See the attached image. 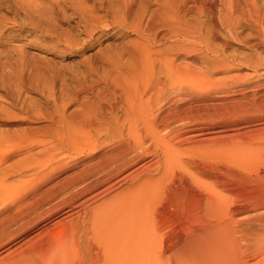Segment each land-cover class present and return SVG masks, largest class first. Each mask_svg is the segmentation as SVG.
<instances>
[{"label": "rangeland", "instance_id": "obj_1", "mask_svg": "<svg viewBox=\"0 0 264 264\" xmlns=\"http://www.w3.org/2000/svg\"><path fill=\"white\" fill-rule=\"evenodd\" d=\"M255 1L264 8V0ZM157 6V0H0V80L3 82L0 108L3 112H11L8 121H0V138L8 130L16 132L21 125L29 124L38 129L32 136L33 144L28 152L19 151L9 161L0 164V182L16 189L11 199L0 202V219L9 200L18 203L12 214H25L13 227H19L18 235L0 247V260L10 252L12 255L23 253L31 263L42 264L43 255L55 246L70 245L86 222L93 224L94 218L103 210L124 199L142 179L147 183L148 177L159 181L154 184L157 190L154 210L161 205L165 207L169 197H175L181 203H191L198 194V183L220 185L221 193L228 200L233 196L253 195L251 189L255 185L250 180V183L247 179L246 182L244 176H264V28L251 26L248 21H242L235 28V34L224 28L223 36L229 41L226 47L221 41L211 39L212 44L220 49L221 57L225 58L224 65L209 66L211 76L217 80L215 82L225 84L227 81L225 85L229 84L230 90L209 89L210 92H204L203 99L196 96L181 105L183 108H201L199 114L205 116L208 127L219 128L222 130L219 134L223 136V142L219 143L199 144L192 139L183 143L172 141L182 150L181 158L188 172L178 171L177 174L176 171L160 178L165 164L161 155L162 144L158 141L157 144L147 143L130 155L135 160L128 169L102 184L95 185L97 176H93L88 181L95 188L80 194L85 174L117 153L121 148L120 140L107 138L103 133L94 145L85 143L84 148L75 146V149L66 145L54 147L55 143L51 145L50 138L45 136L47 133L42 127L49 124L59 127L51 119H63L66 125L85 120L89 115L102 116L99 119L103 124L105 120H113V109V114L110 111L115 99L112 94L100 95L99 90L110 77H121L129 71L130 52L139 51L148 65L156 58L158 71L166 70L164 62L161 63L163 57L179 56L178 41L170 38L154 44L156 33L144 32L147 18ZM224 10V19L232 22L230 9ZM261 39L263 42L259 43ZM13 98L18 99L16 107L10 106ZM244 107H249L250 113L248 110L243 112ZM194 119L192 125L195 127L198 120ZM154 128L158 135L166 134L159 126ZM179 128L183 130L184 126ZM25 154L31 156L29 161L25 160ZM15 161L18 169L7 171V166ZM159 167L160 171L157 170ZM219 169L223 171L220 183L216 179ZM137 176L139 180L134 178ZM74 194L77 197L70 201ZM191 198L190 202L188 199ZM249 212L234 217L242 220L258 211ZM152 213L155 215L154 211ZM249 224L244 222L236 228L249 230L254 227L253 223ZM233 235L239 238V233ZM253 261L249 260L250 263Z\"/></svg>", "mask_w": 264, "mask_h": 264}, {"label": "bare ground", "instance_id": "obj_2", "mask_svg": "<svg viewBox=\"0 0 264 264\" xmlns=\"http://www.w3.org/2000/svg\"><path fill=\"white\" fill-rule=\"evenodd\" d=\"M157 1L158 6L150 14L148 13L144 32L156 33L154 44L163 43L170 38L178 41L179 56L163 57L161 63L164 62L166 70L158 71L156 58L152 57L151 64L148 65V61L143 60V54H139V51L130 52L129 71L121 74V77L113 76L110 77L113 79L105 80V86L99 90L100 95L112 94L115 99L114 106H110V112L112 113L113 109L115 114L112 113L113 120H105L103 124L99 119L102 116L86 114L88 117L85 120L69 122L67 125L63 119H51L61 128L52 124L42 127L45 128L47 133L45 136L50 138L51 145L55 143L54 147L66 145L84 148L85 143L94 145L103 133L107 138L120 140L121 148L117 153L104 164L93 166L85 174L80 194L95 188L94 186L99 182L102 184L110 181L126 168L128 169L135 160V157L130 155L143 144H157V141L162 144L161 155L165 158V164L160 178L163 179L176 171L177 174L178 171H189L181 158L182 150L172 141L181 143L192 139L199 144L223 142V136L219 134L222 130L208 127L209 123L205 120V116L199 114L200 107V109H194L192 106L183 108L181 105L196 96L203 99L204 92L209 89L230 90V85H225L227 81L224 82L225 84L215 82L217 80L211 76L212 71L209 66L213 68L217 64L225 63L220 49L211 41L217 39L224 46L228 45L229 41L223 36L224 28L230 34L234 33L235 28L240 26L242 21H248L251 26L263 29L264 8L255 0ZM145 6L148 12V3ZM225 8L230 9L232 22L224 19ZM262 42L263 40L259 43ZM260 45L262 47V44ZM257 63L255 64L259 65V62ZM2 87L3 82L0 80V89ZM17 105L18 99L13 98L10 106ZM244 108L243 112L249 109V107ZM248 111L247 113H250V110ZM9 113L3 112L0 108V121H8L11 118ZM47 113L46 117H49ZM196 117L198 119H194ZM192 119L198 120L199 127L192 125ZM156 125L165 131L164 136L160 133L158 135V131H155ZM181 125L184 126L183 130L179 128ZM15 130L16 132L8 130L9 132L0 138V164L9 161L19 151H27L33 144L32 136L38 132V129L29 124L21 125ZM30 157L29 154H25L26 161H29ZM245 166L250 167L248 164ZM161 167L157 170L160 171ZM17 169V161L11 162L6 168L7 171ZM221 172L219 169L216 175L218 183L222 178ZM93 176H97L94 186L88 181ZM134 178L139 180L138 176ZM149 178H145L149 180L147 183L142 179L140 185L135 184L136 187L129 188L130 193L128 192L124 199L112 204L113 207L103 210L94 218L93 224L86 222L81 228V233L69 243L70 245L50 248L51 250L43 255V258L41 257L42 264H264V176L245 175V181L248 180V183L251 181L255 185L251 189L254 191L253 195L233 196L229 200L221 193L220 185L214 187L208 183L194 181L195 184L198 183V194H195L197 196L194 201L191 198L188 199L192 201L191 203H181L179 200L176 201L175 197L173 199L169 197L165 201V207L161 205L160 208H155L156 210L153 209V201L157 196L154 184L157 185L159 181ZM15 191L16 189L11 185L1 181L0 202L11 199ZM75 197L76 194L72 195L70 201ZM236 198L239 199V203ZM15 204L18 205L16 200H9L6 209L1 212L3 216L0 219V247L8 244L18 235L19 227L17 229L13 227L25 217V214L21 216L23 212L18 215L12 214ZM224 210L228 211L225 219ZM249 211L258 212L242 220L234 217ZM244 222L253 223L254 227L249 230L236 228ZM224 232L230 234L224 235ZM235 232L239 233V238L233 235ZM28 258L23 253L12 255L10 252L0 260V264H33ZM250 259L254 261L250 263Z\"/></svg>", "mask_w": 264, "mask_h": 264}]
</instances>
